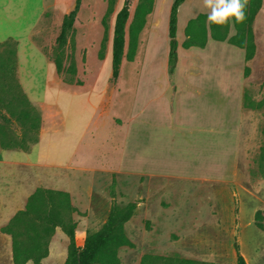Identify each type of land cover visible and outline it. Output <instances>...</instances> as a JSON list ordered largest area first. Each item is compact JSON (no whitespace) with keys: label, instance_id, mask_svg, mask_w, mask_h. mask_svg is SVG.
Returning a JSON list of instances; mask_svg holds the SVG:
<instances>
[{"label":"rangeland","instance_id":"rangeland-1","mask_svg":"<svg viewBox=\"0 0 264 264\" xmlns=\"http://www.w3.org/2000/svg\"><path fill=\"white\" fill-rule=\"evenodd\" d=\"M46 1L49 13L41 27V30L45 32H37L35 39L46 47L45 52L50 59L56 47V35L62 13L71 11L75 0ZM124 1L117 0L115 10L108 18L103 64L101 61L104 60L99 59V52L104 39L105 28L102 21L108 9V0H83V6L75 24L77 72L83 69L84 75L89 76L93 69L96 71L100 69L98 88L100 86L109 88L108 80L113 73L111 38H113L116 15L123 7ZM130 1L126 56L119 76L109 81L113 101L110 100L105 104L107 111H111L113 107L115 110L112 116L115 123L112 129V135L115 138L114 149L110 147L112 145L110 143L95 157L90 152L89 157L94 158H88L90 160L86 166V175L99 184L93 185L95 188L90 190L89 179H87V184L80 185L81 189L78 188L77 182L76 188L71 192L72 203L77 208L74 219L77 223L78 245L82 246L87 236L102 228L114 201L119 207H125L136 200H142L141 208L145 211L143 214L139 211L140 217L132 219L126 225V232L135 244V248L123 247L119 250L120 264H140L141 258L146 253L165 257L179 255L200 261L212 259L215 264H236V245L248 264H264V230L255 224V217L259 211L264 216V174L260 172L258 166L260 149L264 141L262 134L264 127V0L260 14L258 13L259 16L256 17L253 25L256 54L249 63L245 62V52L233 47L228 41L219 43L211 39V47L208 51L205 48H194L199 51L184 49L182 45L186 40L187 23L200 14L208 15L210 9L206 6L205 0H189L188 4L182 7L181 11L179 10L178 61L172 75L178 73L177 81L181 89L184 86H186L184 89L187 86L191 89V91L186 90L185 102H182V99L172 102L173 90L169 87V81L172 78L169 64L171 0H154L153 3L150 0ZM150 3H152L151 7ZM43 5L44 0H0V21L5 15L9 17L11 9L21 8L25 10L22 22L26 23L31 16L34 21V15L41 12ZM3 9L8 10L5 15H3ZM137 10L140 16L136 15ZM133 24L137 26L136 45L131 50L130 27ZM96 29H101L99 37L101 42L93 52V44H88L86 40L90 39V36L93 38ZM235 33L232 25L230 36ZM7 49L9 58L14 62L15 42L12 41L10 48ZM79 50H81L80 54ZM127 56L131 59L129 60ZM246 66L250 70L247 78L244 76ZM11 75V77L15 76V70L11 71ZM200 83L201 86L198 85ZM39 86L46 88L44 78L39 82ZM159 93L163 95L161 102L150 103L149 100ZM195 93H199L201 99L194 96ZM205 93L208 94L205 95ZM241 94H244V106L240 112ZM135 95L138 99L134 104ZM2 96L3 104L0 103V114L11 118L9 129L19 138L18 149L26 146L30 148L38 137L39 128H37L36 117L39 116V110L30 111L32 120L12 115L15 113L14 109L7 110L5 102L14 104L18 96L6 95L5 89L0 87V100ZM43 97L47 103H57L63 109L69 130L74 131L75 128L78 131H87L90 122L92 123L90 134L94 133L96 146L106 141L109 123L105 120L107 124L104 126V123L97 119L96 107L101 99L98 91L91 94H79L49 89ZM132 104L135 105L133 115L139 117L141 121H136L132 125L134 129L132 128L133 136L129 137L130 140H133L134 134L135 137L137 134L145 139L144 120L150 119L156 126L162 124L166 137L165 144H167L166 152L162 153V168L171 175H206L215 180H210L209 183L189 179L173 180L175 186L164 185L162 189H159L157 184L156 187L154 184L151 185L143 174H129V169L133 166L127 165L126 162L125 141L128 136V113H131ZM22 109H27L24 103L16 107V114H19ZM143 109H146L144 114L141 113ZM93 118L97 124L96 121L94 123ZM239 123L241 129L239 125L233 166L229 168L228 162L225 168L221 166L216 168V163L229 161L230 157V145L228 141L220 140L222 137L220 132L227 129L233 130L234 125L237 131ZM2 126L3 120L0 118V132ZM212 129L215 134L211 132ZM213 136L219 141L213 140ZM34 155L47 165L32 167L34 170L32 176L47 175V179L59 183L66 179L62 167L67 159L62 152L50 149L47 136L42 147L37 148ZM227 155L228 160H224V156ZM4 156L7 157L5 153ZM0 157L3 161L2 151ZM142 163L141 156L135 170H143ZM13 167L15 166L11 168ZM9 168V165L4 166L2 162L0 163V172L3 176L7 174L4 169L9 170ZM27 172L32 171L29 169ZM60 174L63 175L61 179L54 177ZM224 179L225 182H223ZM113 180L117 183L115 200L109 194V187ZM3 181L0 182V189L8 183L9 189L4 191L10 194L14 185L7 182L5 177ZM47 184L49 182L44 183L42 187ZM196 202H199V206ZM211 207L218 211L217 216L208 213ZM19 209V206L12 208L14 213ZM182 209L184 212L181 215L178 211ZM167 211L170 213L168 216L163 213ZM210 211L214 215L217 214L214 209ZM189 215L192 216L191 220L196 218L199 222L181 221L182 218L185 219L184 216ZM184 229L189 232H185ZM57 230L51 241L50 255L43 264H65L69 239L61 229ZM190 230H194L196 237ZM214 239L218 243L217 249L213 248V244L211 245ZM8 248L9 239L0 233V264H12L13 257L10 260ZM217 250L218 253L215 254ZM179 251H187V253L183 254Z\"/></svg>","mask_w":264,"mask_h":264},{"label":"trees","instance_id":"trees-1","mask_svg":"<svg viewBox=\"0 0 264 264\" xmlns=\"http://www.w3.org/2000/svg\"><path fill=\"white\" fill-rule=\"evenodd\" d=\"M152 3L154 0H150ZM186 0H174L169 17V38H170V74L175 71L178 61L177 32H178V14L180 7ZM150 3V7L152 6ZM117 0H108V9L103 18L102 24L105 28L104 39L101 43L99 59L104 60L106 38L108 34V18L113 14ZM263 0H246L245 20L242 23H227L216 25L208 22L207 15L200 14L195 19L188 22L186 26V40L182 47L190 49L192 47L205 48L208 39L212 38L217 42L228 41L232 46L245 51V62L249 63L256 54V43L254 39L253 25L255 19L262 8ZM83 6V0H75L73 9L64 16L61 32L56 40V47L50 56L58 75L62 80L70 85H83V82L77 76V67L75 60L76 41L75 24ZM131 1L125 0L123 7L117 13L114 25V37L112 46V70L113 78L120 74L123 59L126 56V35L128 30V21L130 19ZM140 16L137 10V16ZM138 19V18H137ZM234 26L236 33L230 36V28ZM137 26L130 27L132 36L131 50L135 47V37ZM210 31V33H209ZM209 33V35H208ZM11 41L0 45L5 48L0 52V87L5 89L6 95L18 96L13 104L5 102L7 110L14 109V114L26 120H32L30 111H38L27 95L23 92L16 76L11 77V71L16 70V51H14V62L10 59L9 50ZM129 60L131 57L127 56ZM249 67L246 66L244 76L249 75ZM173 76V75H172ZM3 104L2 100H0ZM24 103L27 109H22L16 114V107ZM244 105V100H243ZM3 120V126L0 132V144L2 148H18L20 141L15 134L10 132L9 117L0 114ZM37 128L41 125V114L36 117ZM264 136V127L262 129ZM38 138V137H37ZM37 138L34 142L37 141ZM29 150L28 146L22 148ZM260 172L264 174V141L260 149L258 158ZM117 183L113 180L109 187V194L113 200L116 198ZM139 201L129 203L125 207H119L115 201L111 207L110 213L102 228L87 236L83 246H79L76 240L77 223L74 214L77 208L72 203L71 194L59 190H52L40 187L28 199L24 210L18 211L10 220L7 226L1 229L2 233L7 234L12 240L13 262L14 264H43V261L50 255V245L56 230L61 229L69 239V250L65 264H120L119 250L123 247L134 248V244L129 239L125 225L133 218L137 211ZM264 216L261 211L256 214L255 224L258 228L264 230ZM236 264H248L244 256L239 253L238 245ZM140 264H215L208 261H200L181 257H165L154 254H145Z\"/></svg>","mask_w":264,"mask_h":264},{"label":"crops","instance_id":"crops-1","mask_svg":"<svg viewBox=\"0 0 264 264\" xmlns=\"http://www.w3.org/2000/svg\"><path fill=\"white\" fill-rule=\"evenodd\" d=\"M173 2L174 0H171L172 4ZM188 2L189 0H186L179 10L181 11L182 7L186 6ZM6 11L8 10L3 9V15H5ZM24 11L25 10L23 8L15 9V10L11 9L9 17H6L5 15L3 16V20L0 21V45L5 44L6 42L11 41V40L15 42V51H16L15 76L18 79V82L23 92L27 95L31 104L35 108H37L39 112L41 113V125H40L39 132H38V138H37V141L31 145L29 150H23L22 148L21 149L2 148L0 144V147L2 149L1 151L3 153V161L0 160V163L2 162L4 166L9 165L10 167L9 170H6L7 168L4 169L5 172L7 173L5 174V176H3V173L0 172V182L3 181V177H5L7 182H10V184L14 185V188L10 194L6 193V191L9 189L8 183H5L4 184L5 187H3V189L2 188L0 189V233L9 239L8 254H9L10 260H12V257H13L11 237L7 234L2 233L1 229L8 225L10 220L14 217V215L18 211L25 209L29 197L38 188L42 187V185H44V183H47V182H49V184L45 186H56V187H49L47 189L64 191L70 194L72 190L76 188L77 182L79 184L78 188L81 189L82 186L80 185L87 184L86 181L87 179H89V177L86 175V172H87L86 166L89 160L94 158L95 155L100 154V152L105 148V146L110 145V143L112 144L110 145V147L114 149L113 142H115L114 141L115 138L112 135L113 124H115L114 121L112 120V116L115 110L113 107L111 111L109 110L107 111L106 110L107 107L105 106L106 102L110 100L113 101L110 95V89H111L110 84L111 83H109V81L113 79V73H112V76H110L108 80L107 86H109V88L101 87V86L98 88V83L100 80V72H101L100 69H97V71L96 69H93L89 76H85L83 73V69L82 70L80 69L78 72V77L83 82V85H70V84L65 83L62 80V78L58 75L52 61L49 59V56L45 52L46 47L44 45H41L35 39V35L37 32L38 33H40V31L45 32L44 30H41V27L43 26L44 22L47 20V14L49 13L47 1L44 0V5H43V9H41V12L36 13L34 15L35 16L34 21L31 16L26 23L22 22L21 19L24 16ZM69 12L62 13V17L60 18L59 25H58V32L56 35V39L58 38L61 32V26H62L64 16L68 14ZM259 14L257 15V18ZM100 34H101V29L100 30L96 29L95 34H93V38L92 36H90V39L86 40L88 44L89 43L93 44V52L95 51V49L99 46L101 42V39L99 38ZM113 37H114V33H113ZM211 39L212 38L208 39V43L205 47L207 51L211 47L210 46ZM111 40L113 44V38H111ZM212 41L214 40L212 39ZM219 43H223V42H219ZM79 47H81L80 43H79ZM194 48H199V47H192L188 50L199 51ZM4 50L5 48L3 47L0 49V52L2 51L4 52ZM80 51L81 50H79V54H80ZM101 62L103 64L105 60ZM177 74L178 73H175L174 76H172V78H170V81H169V87L171 90H173L172 102L174 101L176 102L177 99L179 100L182 99V102H185V98L187 96L186 93L187 91H191V89L189 86H187L186 89H184L186 86L182 87V89L180 88L181 85H179L177 81L178 79ZM43 78H44V83L46 86L45 89L39 86V82ZM198 85L201 86V83ZM49 89H57L58 91H65L69 93L71 92V93H79V94H82V93L91 94V93H95L96 91H98V95L101 96V99L99 101L98 106L96 107L97 119L98 121L101 120V122L104 123V126H106L107 124L106 121H108L109 123V128H108L109 132L106 134L107 135L106 141L103 142L102 145L96 146L94 142L96 137L94 133L90 134V132H92L90 131V127L92 126V123L90 122L87 128V131H80V130L78 131L77 129L75 130V128H74V131L72 129L69 130L68 122H67L63 109H61L57 103H47L44 100L43 95H45L47 93V90ZM206 94L208 93H205V95ZM193 95L198 97V99H201L200 98L201 95H199V93L198 94L195 93ZM240 97L242 98V101L239 105V111L241 112V108L242 106H244L243 105L244 94H241ZM162 98H163V95L159 93L158 95H155V97L151 98L149 102L150 103L158 102V101L161 102L160 100ZM137 99H138V96L135 95L134 100H133L134 104ZM134 104H132L131 113H128V116H129L128 117L129 118L128 136L125 141L126 143V146H125L126 162H127V165L129 164L133 166V168L129 169L130 170L129 174H132V175L143 174L148 179L151 185L154 184L156 187V184H157L159 189H162L164 185L166 186L174 185L175 186V184H173V180L189 179L191 181H195V182L202 181L205 183L206 182L209 183L210 180H213V181L215 180V178L211 179V177H208L206 175H203V176L171 175L162 168V163H161L162 158H163L162 153L164 154L167 148V144H165V138H166L164 135L165 132H163L164 126L162 124L161 125L157 124L156 126L151 123L150 119H146L143 122V126H144L143 131L145 133V139H143L144 137L142 138L141 136H138L137 134L135 137V134H134L133 140H130L129 137L133 136L131 135V131L133 132V129H134L132 125L135 124L136 121L137 122L141 121L139 120V117H135L133 115L134 108H135ZM141 113L142 114L146 113V109H143ZM93 120L95 123L96 121L95 118H93ZM96 124H97V121H96ZM239 125L241 129V124L239 123L237 131H236V125H234L233 130L227 129V130H222L220 132L222 136L221 139L219 136H217L222 141H228V145H230V157L228 155L224 156V160H228V157H229V161H226L223 163H216L215 164L216 168H219V166L225 168V165L228 162H229V168L233 166V155H234V150L236 146L235 141L238 138ZM211 132L214 133V129H212ZM46 136H47V143L50 145V149L52 148L56 152H62L65 158L67 159L66 163L62 167L65 171L64 176L66 179L61 181V183L47 179V175H44V176L43 175H40V176L31 175L34 171L32 167H37L39 165L41 166L47 165V164H44L45 163L44 161L40 160L39 158L37 159L36 156L34 155L35 150L37 148L42 147ZM212 138L213 140H216L214 136ZM49 141H51L52 143ZM86 141H88V143H86ZM217 141L219 140H216V142ZM90 152L92 155H94V157L92 158L89 157ZM4 153L7 155V157L4 156ZM141 156H142V161H143L142 163L143 170H135L136 163L139 157ZM88 158L90 159L88 160ZM216 158L214 160L215 162H216ZM4 159L5 160L7 159V161H5ZM11 165L15 167L11 168L12 167ZM29 169H31L32 172H27V170ZM62 176L63 175L61 174L54 175L55 178L58 177L57 179H61ZM72 176L74 177L72 178ZM91 180L92 179H89V185H90L89 189L90 190L95 188L93 185L99 184L96 182V180L94 182L93 180L92 181ZM223 182H225V179L223 180ZM45 186L43 188H46ZM4 189L6 191H4ZM196 203L199 206L198 204L199 202H196ZM142 204H143L142 200L141 201L139 200L137 211L132 219L134 218L136 219L140 217L139 211L142 212L143 214L145 210L142 211V208H141ZM17 206H19L20 209L14 213L12 208L17 207ZM210 209H214L217 212V214L216 215L212 214ZM210 209L208 212L210 215H213V216L218 215V211L215 208L211 207ZM182 212H184L183 209L182 211L181 210L178 211V213H181V215H182ZM163 213H166L167 216L170 215L168 211L163 212ZM184 217L185 219L182 218L181 220V221H184V223H186L187 221H191V223H193V221L199 222V219H196V218H193V220H191L190 217L192 216L190 215L188 217L187 216H184ZM176 220H178V218ZM126 225H125V228H126ZM218 230H221V229H218ZM184 231L187 232L188 230L184 229ZM190 231L196 237L194 230H190ZM214 240L211 242V245L213 244V248L217 249L218 243H217V240L215 241ZM134 248H135V244H134ZM179 253L186 254L187 251L186 252L179 251ZM217 253H218V250L215 252V254ZM146 254H150V253H146ZM47 259H45L44 261H46ZM206 261L213 262L214 260L208 259ZM11 263L13 264V262ZM28 264H31V263H28Z\"/></svg>","mask_w":264,"mask_h":264},{"label":"clouds","instance_id":"clouds-1","mask_svg":"<svg viewBox=\"0 0 264 264\" xmlns=\"http://www.w3.org/2000/svg\"><path fill=\"white\" fill-rule=\"evenodd\" d=\"M210 9L207 20L216 25L242 23L245 16L246 0H205Z\"/></svg>","mask_w":264,"mask_h":264}]
</instances>
